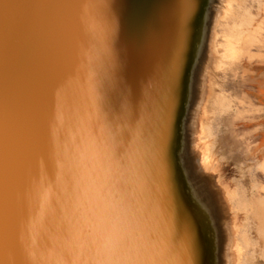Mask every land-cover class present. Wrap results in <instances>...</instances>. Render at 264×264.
<instances>
[{
	"label": "bare ground",
	"instance_id": "bare-ground-1",
	"mask_svg": "<svg viewBox=\"0 0 264 264\" xmlns=\"http://www.w3.org/2000/svg\"><path fill=\"white\" fill-rule=\"evenodd\" d=\"M89 2L112 7L116 31L82 15ZM255 7L0 0V171L22 145L39 169L17 226L32 264L91 254L78 239L86 180L148 224L152 264H264L254 232L264 202L243 193L238 170L228 177L223 136L244 51L262 30Z\"/></svg>",
	"mask_w": 264,
	"mask_h": 264
},
{
	"label": "rangeland",
	"instance_id": "rangeland-1",
	"mask_svg": "<svg viewBox=\"0 0 264 264\" xmlns=\"http://www.w3.org/2000/svg\"><path fill=\"white\" fill-rule=\"evenodd\" d=\"M255 16L262 30L252 49L247 45L244 51L242 73L230 91L233 100L223 122V136L227 143L228 177L234 179L238 170L235 179L243 193L253 194L264 202V0H256ZM243 199L245 202L248 198ZM254 226L257 239L264 242V223L257 221Z\"/></svg>",
	"mask_w": 264,
	"mask_h": 264
},
{
	"label": "clouds",
	"instance_id": "clouds-1",
	"mask_svg": "<svg viewBox=\"0 0 264 264\" xmlns=\"http://www.w3.org/2000/svg\"><path fill=\"white\" fill-rule=\"evenodd\" d=\"M79 209L78 239L92 246L84 264H152L148 224L117 207L88 180Z\"/></svg>",
	"mask_w": 264,
	"mask_h": 264
},
{
	"label": "snow or ice",
	"instance_id": "snow-or-ice-1",
	"mask_svg": "<svg viewBox=\"0 0 264 264\" xmlns=\"http://www.w3.org/2000/svg\"><path fill=\"white\" fill-rule=\"evenodd\" d=\"M80 7L82 15L87 12L96 16L103 20L113 32L116 31L118 21L112 7L107 2H89L80 5ZM64 87L65 85L59 91ZM121 163L127 165V153L121 157ZM37 171L39 169L32 166L30 154L23 145L11 162L5 161L3 170L0 171V264H32L26 255L25 248L19 242L17 226L22 209V197L28 191ZM49 246L47 241L41 245L42 248ZM185 246L191 250L192 236L190 232H186L180 238L179 250L181 253Z\"/></svg>",
	"mask_w": 264,
	"mask_h": 264
}]
</instances>
